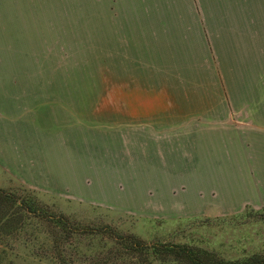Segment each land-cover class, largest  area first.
<instances>
[{"label":"rangeland","instance_id":"obj_1","mask_svg":"<svg viewBox=\"0 0 264 264\" xmlns=\"http://www.w3.org/2000/svg\"><path fill=\"white\" fill-rule=\"evenodd\" d=\"M262 55L264 0H0V62L19 67L12 71L17 77L41 79L45 92L70 103L82 122L73 126L72 152L89 162L86 195L60 198L22 186L5 191L34 199L87 232L62 237L15 203L7 211L17 222L0 232V264H65L53 253L57 243L68 264H120L125 254L116 251L107 227L225 260L264 252V208L246 204L212 215L230 209L242 193L216 189L212 203L203 201L210 214L191 215L185 208L162 213L161 195L154 194L182 201L162 175L175 173L167 159L187 163L194 156L190 127L220 120L237 137L264 133ZM171 111L183 120L176 129L175 118H160ZM221 154L211 158L216 180L225 174Z\"/></svg>","mask_w":264,"mask_h":264},{"label":"crops","instance_id":"obj_2","mask_svg":"<svg viewBox=\"0 0 264 264\" xmlns=\"http://www.w3.org/2000/svg\"><path fill=\"white\" fill-rule=\"evenodd\" d=\"M261 58L264 60V55ZM18 68L15 64L0 62V189L22 186L60 198L86 195L83 179L88 172L87 155L83 158L82 154L75 156L72 152L73 126L81 127V120L72 117V107L65 98L41 88L44 86L41 79L15 76L12 71ZM178 113L171 111L160 118H175L170 125L176 129L183 121H178L181 118ZM157 117L152 122L162 123ZM219 121L190 127L185 132L192 135L189 146L191 154L194 153L187 163L181 158L164 161L175 167V173L163 170L162 178L169 191L182 192V201L179 199L175 205L162 193H154L161 195L157 200L162 213H180L185 208L184 215L210 214L204 212L203 201L212 203L216 189H222L229 196L231 193H242V196L230 201V209L215 211L212 215L238 211L246 204L264 208V133L252 131L237 137L235 127ZM216 132L225 133L226 139H214ZM242 138L250 141V147H242ZM218 151L223 152L219 158L225 172L220 180L212 174L216 161L211 158ZM151 213L162 215L158 210Z\"/></svg>","mask_w":264,"mask_h":264},{"label":"trees","instance_id":"obj_3","mask_svg":"<svg viewBox=\"0 0 264 264\" xmlns=\"http://www.w3.org/2000/svg\"><path fill=\"white\" fill-rule=\"evenodd\" d=\"M5 191L0 189V232H5L7 226L17 222L18 216L14 217L12 213L7 211L15 203H17L16 207L21 212L38 216L40 219L46 221L47 226L55 227L62 237H68L72 233L80 234L87 232L86 227L74 225L62 213L46 211L47 208L38 204L34 199L24 197L17 199ZM13 218L16 219L14 220ZM107 228L110 238L117 245L116 251L125 254L124 259L119 261L120 264H147L150 263V260L170 261L175 264H264V252L253 253L239 259L225 260L210 251L187 244H162L158 242L149 244L132 234H117L113 229ZM103 229L106 228L103 227ZM61 248L60 243L55 244L53 253L63 263L68 264L70 260L66 259L65 255H61Z\"/></svg>","mask_w":264,"mask_h":264}]
</instances>
